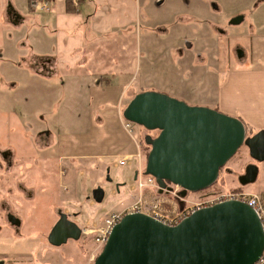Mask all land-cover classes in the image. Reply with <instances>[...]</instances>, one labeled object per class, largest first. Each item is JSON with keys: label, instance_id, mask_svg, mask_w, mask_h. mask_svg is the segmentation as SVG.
Here are the masks:
<instances>
[{"label": "rangeland", "instance_id": "rangeland-1", "mask_svg": "<svg viewBox=\"0 0 264 264\" xmlns=\"http://www.w3.org/2000/svg\"><path fill=\"white\" fill-rule=\"evenodd\" d=\"M26 2L23 1L24 4ZM243 7L246 18L238 24H231L234 19L231 15L237 13V0H225L222 11L215 10L205 19L208 25L213 24V33L207 46L204 45L206 49L201 50L199 44L194 47L189 45L193 43L191 35L194 30L197 31L204 24L201 20L195 23L174 20L171 25L163 26L168 28L166 35L160 33L162 28L157 26V12L146 16L141 11L139 16L133 5L132 11L107 19L112 22L108 30L106 24H98V35L94 38L101 53L97 54L94 47L91 49L94 54L87 48L83 51L93 60L94 66L85 69L112 73L108 82L102 79L88 84L73 80L66 83L68 78L64 74L50 84H44L39 79L27 83L21 78L19 87L22 94L20 90L13 93L10 104L4 107L11 106L22 113L24 137L33 139L31 136L48 131L53 136V144L45 150L44 140L37 141V152L32 159L33 169L30 172L25 169L29 168L28 159L16 156L17 168L13 181L21 179L27 186L37 187L39 193L44 188L47 204L46 212L41 215L39 211L37 216L42 224L38 225L37 218H34L29 230L23 227L22 236L12 237L11 240L16 242L9 243L5 239L3 243L14 251L41 252L43 256L54 257L56 264H94L100 252L94 259L91 258L97 245L88 240L90 235L53 246L43 237L40 228L44 224L51 225L52 221L56 223L60 213L68 214L80 227L97 228L112 211L126 208L127 203L137 199L135 172L140 164L135 159L121 165L118 158L123 155L118 153L136 141L145 156L142 164V168H145L150 151L145 137L156 136L158 131L147 130L133 122V133L129 134L122 124L124 109L137 93L146 90L167 93L189 105L213 108L218 85L226 72L236 64L232 51L234 42L239 40L250 50L251 21L264 26V5L255 8L253 3L246 2ZM59 12L63 11L59 9ZM73 21L67 26L75 23ZM75 27L76 24L73 25ZM222 29H227L228 33L220 34ZM166 37L167 40L164 39ZM72 40L76 41V37ZM258 40L264 44V36H258ZM261 46L258 44V48ZM73 55L66 56L76 60L81 57V51ZM8 75L16 80L18 73L10 69ZM129 79L130 82H127ZM27 85L32 92L24 89ZM3 86L0 82V89L10 90ZM49 86L53 87L52 94L45 90ZM138 151L137 148L136 153ZM104 153L107 155L102 157ZM88 154L96 155L84 157ZM61 155L67 157L60 159ZM250 163L257 164L259 173L256 181L242 187L252 192H264V161L254 160L248 147L243 145L221 168L211 190L188 193V199L194 202L223 190H237L235 187L241 186L238 183L239 175L244 174L245 166ZM99 189L103 191L101 199L96 197ZM13 207L25 221H30L22 215V210L28 214L27 206L13 201ZM1 213L4 214V211Z\"/></svg>", "mask_w": 264, "mask_h": 264}, {"label": "crops", "instance_id": "crops-1", "mask_svg": "<svg viewBox=\"0 0 264 264\" xmlns=\"http://www.w3.org/2000/svg\"><path fill=\"white\" fill-rule=\"evenodd\" d=\"M23 1L27 2L24 4ZM224 1L18 0L15 2V0H0V82L4 84V88L10 89H0V264H56L57 262L54 257L43 256L41 252L11 250L2 241L7 239L9 243L16 242L14 239L11 240L12 237L22 236L23 227L29 230L31 221L34 218L38 220L39 211L41 215L46 212L47 204L44 188H41L43 190L39 193L37 187L27 186L21 179L13 181V173L17 168L16 156L28 159L29 168L25 169L30 172L33 169L32 159L37 152V141L44 140L45 150L53 144V136L48 131L37 133L34 137L31 136L33 139H30V136L24 137L22 135L24 127L21 124L22 113L13 110L11 106L4 107L10 104L13 93L20 90L21 78L27 83L30 80L39 79L44 84H50L55 78L63 77L64 74L68 78L66 83L73 80L88 84L100 82L102 79H107L108 82L111 80L112 73L85 69L93 66V60L83 51L85 48L91 50L94 47L97 54L101 53L94 38L98 35V24L101 22L103 25L106 24L105 28L108 30L112 22L107 19L132 11L133 5L139 16L141 11H144L146 16L157 12L159 14L157 26L162 28L160 33L166 35L168 28L163 26L171 25L174 20L184 23H195L196 20H201L204 24L199 26L197 31L194 30L191 35L192 40L190 39L193 43L189 45L194 47L199 44L198 48L202 50L205 48L204 45L207 46L213 33V24L208 25L205 19L215 10L222 11ZM246 2L253 3L255 8L264 5V0H237V13L231 15L234 18L232 25L236 24L233 21L237 17H241V21L246 18V9L243 7ZM44 4L47 8H42ZM163 8L165 10L161 12ZM59 9L63 12H59ZM160 13H162L161 16ZM73 20L75 23L67 26V23ZM75 24L76 27L73 28ZM250 32L252 34L250 50L239 40L234 42L232 51L236 56L234 60L236 64L226 72L218 85L216 99L212 105H214L213 108L225 114L240 118L255 134L264 130V44L258 40V36H264L263 24L251 21ZM226 33H228L227 29L220 30V34ZM73 37H76V41L72 40ZM164 39L167 40V37ZM13 43H15L14 46H11ZM258 44L262 46L258 48ZM80 51L81 57L76 60H70L66 56L67 54L74 56L75 52ZM105 65L108 66V63L106 62ZM75 67L78 69L75 70ZM10 69L18 73L16 80L9 77ZM127 82H130V79ZM24 89L32 92L29 85ZM45 90L53 93L52 86ZM19 92L22 94L21 90ZM125 148L118 154H136L138 147L135 141L134 144L126 145ZM7 151L9 154L4 157L3 154ZM106 155L104 153L102 157ZM94 156L93 154L84 155L86 158ZM65 157L67 156L61 155L59 158L64 159ZM135 159L137 160V158L132 160ZM13 201H19L29 208L28 214L26 210H22V215L30 221H25L21 214L16 212ZM2 211L4 214L1 213ZM10 216H14L19 224L12 222ZM39 224L42 223L38 220ZM55 224V221H52L51 225L44 224L40 228L43 237H46L48 241ZM81 228L82 238L84 230L92 229L90 227ZM49 243L53 246H61L54 245L50 241Z\"/></svg>", "mask_w": 264, "mask_h": 264}, {"label": "water", "instance_id": "water-1", "mask_svg": "<svg viewBox=\"0 0 264 264\" xmlns=\"http://www.w3.org/2000/svg\"><path fill=\"white\" fill-rule=\"evenodd\" d=\"M123 115L158 131L145 137L150 146L145 172L156 178L161 189L169 187L168 182L180 185L182 196L212 186L243 145L254 160L264 161V130L248 136L240 118L215 108L146 90L129 101ZM258 173L257 164L251 163L239 177L240 184L256 181ZM96 192L101 199L103 191ZM13 217L11 221L19 224ZM81 234L82 228L60 213L49 241L62 245L79 240ZM263 251L259 217L247 203L232 200L202 208L174 226L147 214H127L113 228L94 264H256Z\"/></svg>", "mask_w": 264, "mask_h": 264}, {"label": "built area", "instance_id": "built-area-1", "mask_svg": "<svg viewBox=\"0 0 264 264\" xmlns=\"http://www.w3.org/2000/svg\"><path fill=\"white\" fill-rule=\"evenodd\" d=\"M46 4L42 5L45 8ZM47 8V7H46ZM122 124L124 129L132 135L133 122L123 118ZM138 153L126 154L120 156L118 161L124 165L127 161L137 158L140 166L136 172V182L138 186V197L131 202L126 208L112 211L108 214L102 224L97 228L84 230L83 236L95 243L97 248L92 251V259L101 252L107 243L113 228L127 214L143 213L165 224L174 226L180 223L194 212L214 206L226 201H241L247 203L255 211L261 221L264 232V192H252L245 189L242 190H223L216 192L203 200L191 202L187 195L182 196L183 188L180 185L169 183L167 188L161 189L156 178L150 174H146L145 168H142V162L145 158L140 145L138 144ZM264 263V251L261 258L256 264Z\"/></svg>", "mask_w": 264, "mask_h": 264}, {"label": "trees", "instance_id": "trees-1", "mask_svg": "<svg viewBox=\"0 0 264 264\" xmlns=\"http://www.w3.org/2000/svg\"><path fill=\"white\" fill-rule=\"evenodd\" d=\"M245 126H246V124H245ZM246 129H247V135L248 136H251V135H253L254 133L252 132V130H250L247 126H246ZM217 182V181H216ZM213 186H214V184L212 185V186H210L209 188H207V189H205V190H202V191H199V192H206V191H209V190H211L212 188H213ZM235 189H237V190H242L243 189V187L242 186H239L238 188H235ZM217 191V190H216Z\"/></svg>", "mask_w": 264, "mask_h": 264}, {"label": "flooded vegetation", "instance_id": "flooded-vegetation-1", "mask_svg": "<svg viewBox=\"0 0 264 264\" xmlns=\"http://www.w3.org/2000/svg\"><path fill=\"white\" fill-rule=\"evenodd\" d=\"M250 164H251V163H250ZM250 164H247V165L245 166V169H246L247 166L250 165ZM244 174H245V172H244ZM242 175H243V174L239 175V177L242 176ZM238 183L240 184L239 178H238ZM240 185H241V184H240ZM241 186H243V185H241ZM69 218H70V216H69ZM70 219H72V218H70Z\"/></svg>", "mask_w": 264, "mask_h": 264}]
</instances>
